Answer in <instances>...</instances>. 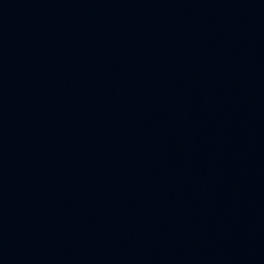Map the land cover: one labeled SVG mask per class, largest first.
Instances as JSON below:
<instances>
[{
	"label": "water",
	"instance_id": "water-1",
	"mask_svg": "<svg viewBox=\"0 0 264 264\" xmlns=\"http://www.w3.org/2000/svg\"><path fill=\"white\" fill-rule=\"evenodd\" d=\"M0 264H170L42 0H0Z\"/></svg>",
	"mask_w": 264,
	"mask_h": 264
}]
</instances>
